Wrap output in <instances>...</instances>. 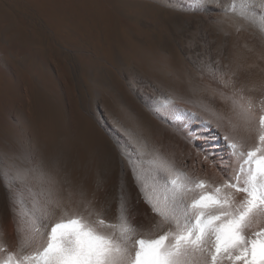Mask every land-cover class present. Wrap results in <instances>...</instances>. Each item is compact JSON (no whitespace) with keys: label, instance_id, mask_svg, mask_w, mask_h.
Listing matches in <instances>:
<instances>
[{"label":"bare ground","instance_id":"obj_1","mask_svg":"<svg viewBox=\"0 0 264 264\" xmlns=\"http://www.w3.org/2000/svg\"><path fill=\"white\" fill-rule=\"evenodd\" d=\"M252 12L258 20L264 15L256 6L250 7ZM233 34H226L221 47L204 39L180 48L183 65L169 60L159 67L144 66L159 75L144 73L139 92L148 119L122 104L110 109L106 95L92 115L66 114L49 97L37 95L25 133L19 135L0 120V240L15 251L29 234L31 214L39 215L34 204L43 207L49 201V210L59 203L70 211L91 201L97 208L109 207L114 216L123 197L133 222L147 226L157 217L140 188L151 191L154 183H163L161 165L173 175L183 172L213 187L234 176L239 161L230 157L224 136L244 144L245 150L257 144L258 121L264 115V35L246 30ZM17 170L21 178H16ZM242 198L237 194V201ZM259 227L264 222L252 230Z\"/></svg>","mask_w":264,"mask_h":264},{"label":"rangeland","instance_id":"obj_2","mask_svg":"<svg viewBox=\"0 0 264 264\" xmlns=\"http://www.w3.org/2000/svg\"><path fill=\"white\" fill-rule=\"evenodd\" d=\"M230 1L0 0V120L25 133L37 95L66 114L89 115L100 111L106 95L110 109L122 104L148 119L138 96L144 73L159 76L149 69L169 60L183 65L178 50L204 39L221 47L226 34L264 35L257 23L240 17L238 5L231 11ZM253 6L262 10L258 0Z\"/></svg>","mask_w":264,"mask_h":264},{"label":"snow or ice","instance_id":"obj_3","mask_svg":"<svg viewBox=\"0 0 264 264\" xmlns=\"http://www.w3.org/2000/svg\"><path fill=\"white\" fill-rule=\"evenodd\" d=\"M256 4L239 0V15L264 32V15L257 21L255 12L249 14ZM258 6L264 9V0ZM231 10L237 11V0ZM224 139L230 157L239 161L235 175L213 187L159 166L163 183H154L151 191L140 188L157 217L147 226L133 222L123 197L114 216L91 201L71 211L59 203L49 210L51 201L34 204L39 215L31 214L29 234L18 248L10 250L0 240V264H264V227L252 230L264 222V115L254 147L245 150L229 136ZM237 194H243L239 201Z\"/></svg>","mask_w":264,"mask_h":264}]
</instances>
